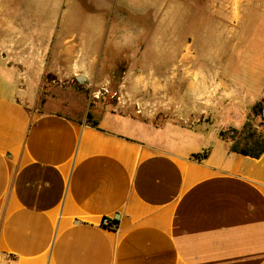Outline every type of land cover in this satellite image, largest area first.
<instances>
[{
  "label": "crops",
  "instance_id": "1",
  "mask_svg": "<svg viewBox=\"0 0 264 264\" xmlns=\"http://www.w3.org/2000/svg\"><path fill=\"white\" fill-rule=\"evenodd\" d=\"M71 3L90 18L74 30L76 43L99 58L97 72L121 57L129 63L122 87L140 86L144 73L173 74L167 85L153 76L143 87H166L169 105L186 106L182 120L192 115L197 102L176 84V73L193 67L192 56H108V50L133 43L124 38L132 28L145 42L178 25L222 27V10L210 0H192L187 9L170 0ZM49 34L47 27L0 22V264L7 255L10 264H264V152L258 158L230 152L219 129L204 122L154 127L96 111L88 123L29 110L34 81L22 74L44 71L27 58L49 56ZM229 57L217 63L238 73L240 58ZM182 79L190 93L191 77ZM216 87L223 102L226 86ZM259 94L231 98L242 105ZM102 218L116 219V230L100 226Z\"/></svg>",
  "mask_w": 264,
  "mask_h": 264
},
{
  "label": "rangeland",
  "instance_id": "2",
  "mask_svg": "<svg viewBox=\"0 0 264 264\" xmlns=\"http://www.w3.org/2000/svg\"><path fill=\"white\" fill-rule=\"evenodd\" d=\"M191 1L170 0V3H173V8L181 6L187 9L191 8ZM71 2L0 0V22L24 23L42 30L47 27L50 32L49 56L27 58L32 66L42 64L44 71L22 74L26 78L31 76L34 81L32 99L27 104L29 110L54 112L76 122L84 120L88 123L92 121L86 119V114L96 111L127 114L154 127L166 123L191 126V123L204 122L219 129L228 147L234 142L242 146V139L251 132L258 133L264 140V111L259 115L251 111L252 106L264 98V0H212V3L210 0L212 8L217 6L224 12L222 27L198 29L178 25L170 30H157L145 42L143 37L137 38L139 30L132 28L124 30V38H133L134 44L130 42L119 53L115 44L109 48L108 56H192L193 67L188 75L176 73L181 95L197 102L191 104L193 113L188 118L183 117L184 121L182 112L186 106L169 105L166 87L159 91L157 86L154 90L143 87L146 82L156 81L153 76L160 77L158 85H167L169 76L173 74L144 73L140 75L145 77L140 86L136 82L127 84L125 81L122 87L129 63L127 58L121 57L108 59V72H97L99 58L89 57L88 46L76 43L79 36L74 30L80 25L88 26L90 18L79 14V9ZM183 17L185 20V16H178L176 20L180 21ZM121 39L123 41V37L119 41ZM67 52L71 55H63ZM229 56L240 58L238 73L223 70L222 63H217L218 59L230 60ZM184 76L191 77L194 83L190 93L182 89L188 81L182 79ZM203 79L207 80V89ZM219 83L226 86L223 102H220L222 99L218 101V96L222 98L216 87ZM222 91V88L219 89V92ZM246 91L260 93L255 103L238 105L231 98L235 92L240 97L241 92ZM197 108H203L202 115L196 113Z\"/></svg>",
  "mask_w": 264,
  "mask_h": 264
},
{
  "label": "trees",
  "instance_id": "3",
  "mask_svg": "<svg viewBox=\"0 0 264 264\" xmlns=\"http://www.w3.org/2000/svg\"><path fill=\"white\" fill-rule=\"evenodd\" d=\"M263 101L264 98L260 102L252 106L251 111L255 115H259L262 111H264V106H262ZM86 119L87 120L91 119L90 113L86 114ZM221 136L222 135L220 133L219 137L222 141H224V139L221 138ZM242 140H243L242 146L239 145V142L230 143V146L228 147L230 152L242 154L252 158H258L264 152V140L261 139V136L258 133L251 132L250 134L246 135ZM192 157L196 160L200 159L198 155H193ZM205 157H206V152H204L201 155V158H205ZM113 222L117 224L116 219H113Z\"/></svg>",
  "mask_w": 264,
  "mask_h": 264
},
{
  "label": "built area",
  "instance_id": "4",
  "mask_svg": "<svg viewBox=\"0 0 264 264\" xmlns=\"http://www.w3.org/2000/svg\"><path fill=\"white\" fill-rule=\"evenodd\" d=\"M100 226H102L103 228L109 229V230H116L117 228V225L113 222V219H109V218H102L100 222ZM6 257H7L6 258L7 263L5 264H10L13 257L10 255H7Z\"/></svg>",
  "mask_w": 264,
  "mask_h": 264
}]
</instances>
